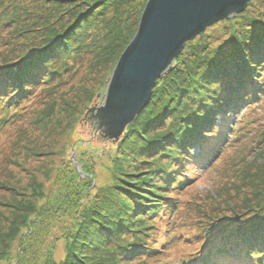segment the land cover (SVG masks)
<instances>
[{
  "label": "trees",
  "instance_id": "obj_1",
  "mask_svg": "<svg viewBox=\"0 0 264 264\" xmlns=\"http://www.w3.org/2000/svg\"><path fill=\"white\" fill-rule=\"evenodd\" d=\"M37 1L29 5L9 0L8 7L0 11V26L13 27L5 42L8 39L23 48L12 58L0 57V134L23 122L36 103L40 85L48 86L64 74L71 55L86 48L81 46V35L90 33L85 31L87 26H99L98 12L103 13L108 2L59 0L60 5L52 6L49 0H40L48 1L39 6L43 12ZM62 1L67 8L61 9ZM146 1L133 0L132 14L141 15ZM115 3L111 1L110 7ZM97 4L99 8L95 9ZM86 7L91 8L85 10ZM262 22V17L254 22L252 17L236 16V26L232 24L231 30L223 26L228 37L217 47L211 46V38L199 37L157 80L147 105L117 142L97 138L95 132H84L92 144L98 141L100 152L118 149L117 158L135 170L123 172L119 162L120 166H113L108 173V183L97 185V174L91 167L94 160L83 159L85 174L90 178H85L86 184L78 177L70 179L68 186H74L71 190L77 187L73 193H81V201L87 202L80 201L79 206L73 200L65 202L74 209L70 210L69 226L57 230L61 237L54 235L48 240L53 221L36 224L45 219L48 210L62 208L58 203L38 208L27 204L17 212L22 216L13 215L8 231L0 236V244L3 239H14V233L25 228L27 238L33 234L39 237L35 253L27 247L24 251L35 256V264H152L155 258L159 260L158 254L168 258L176 253L180 254L176 264H264L263 201L244 198V204L229 209L221 204L215 213L208 214L203 209L193 211L191 202L184 203L179 198L192 179L185 178V171L200 163L198 166H205L204 172H215L225 153L233 149L231 145L251 142L261 133V128L252 133L257 127L251 116L264 104ZM117 37L110 52L112 58L128 42L124 40L125 45L118 47L123 38ZM259 75L263 80H257ZM239 110H243V117L230 127L224 117ZM219 114L221 130L215 126ZM166 120L170 122L164 128ZM228 129H232L233 136L227 142ZM193 148L198 149L196 155L190 154ZM235 158L239 163L240 156ZM132 161L136 162L131 165ZM118 181L131 189L120 186ZM184 212L190 213V225L179 223ZM201 214L197 222L194 216ZM30 216L36 217L35 223H28ZM193 224L195 230H188ZM168 233L169 238H164ZM59 240L63 241L60 259L55 252ZM0 246L4 248L0 250L1 263L12 252V244L8 240Z\"/></svg>",
  "mask_w": 264,
  "mask_h": 264
},
{
  "label": "rangeland",
  "instance_id": "obj_2",
  "mask_svg": "<svg viewBox=\"0 0 264 264\" xmlns=\"http://www.w3.org/2000/svg\"><path fill=\"white\" fill-rule=\"evenodd\" d=\"M8 1L0 0V11L8 7ZM16 1L18 4L29 5L33 2V0H11L12 4ZM49 1L53 3L52 6L60 5V3L58 4L59 0ZM111 1L114 0H108V2L106 0L105 11L101 13L99 10L98 12L99 17L96 18V21L98 20L99 26L89 25L85 31L91 30L90 33L81 35V46L86 45V48L71 55L72 59L69 60L66 66L68 70L48 86L41 84L31 113L23 122L7 127L4 133L0 134V236L8 231L13 215L20 214L17 213L19 208H23L27 204L38 208L44 204L58 203L62 208L48 210L47 213H44L46 216L44 220H37L36 217L30 216L28 223L29 221L35 223L36 220L38 221L36 224L39 225L45 222L46 224L54 222L55 226L53 224L48 240H52L54 235L61 237L57 230L69 226L71 222L70 210L74 209V206L65 205V202L73 200L78 202L77 205L79 206L82 198L80 197L81 193H73L77 191V187L71 190L74 186L68 185L72 179H77V177L79 182L83 181L84 183L85 178H90L89 175L85 174L84 163H81L83 159L94 160L91 167L97 174V185L108 183V179L106 181L108 173L114 168L113 166L118 164L120 166V163L123 165V172L135 170L117 158L120 156L118 149L113 148L107 152H100V148L97 147L99 145L97 144L98 141L92 144L83 135L84 132L90 131L89 134L95 132L97 138H102L92 127L93 116L89 110L104 104L108 81L118 58L125 49L123 48L122 51L117 50L118 52L112 58L110 52L116 42L113 41L114 38L122 35L121 38L123 39L118 41L117 46L123 47L125 45L124 40L128 41L127 46L137 30L140 18V15L137 17L135 12L132 14L135 7L133 0H128V2L127 0H115L117 3H115V7L113 5L110 7ZM37 2L39 7L47 4L48 1L42 3L38 0ZM65 7L67 8L68 5L66 6L62 1L61 9ZM39 8L45 12L44 8ZM90 8L86 7L85 10ZM98 8L99 5H95V9ZM113 8L115 9L113 10ZM238 15L252 17L254 22L262 17V23H264V0H250L243 12L216 22L206 28L201 35L186 42L180 53L173 59L171 67L180 54L190 50L193 42L201 36L211 38L212 47H217L218 44L226 41L229 32L226 34L223 26L230 29ZM229 20L232 23H229ZM12 28L8 25L3 28L0 26V57L2 59L5 58V55H7L6 58L9 55L12 58L14 52L19 55L23 50L16 43H10L11 40L7 39L5 42L8 37L7 34ZM241 33L239 32V34ZM121 42H124L123 45H120ZM257 80H263V78L259 75ZM260 105L261 107H258L251 116L257 127L252 133H257L258 128H261L260 135L258 134L251 142L240 144L239 141V144L231 145L234 146L233 149L225 153L222 165L215 172H204L205 166H198L200 164L198 163L192 167L195 169L183 173L185 178L192 177V179L181 190L183 195H180L179 198L184 203L191 202L189 206L193 208V211L197 209V212H200V209H203L204 212L212 214L215 213L216 206L223 204L225 209L235 208L239 204H244V198H249L250 201L259 200L264 202V104ZM241 117H243V110H239L235 115H227L223 120L231 127ZM220 120L221 115L219 114L215 120V126L218 130L222 129ZM169 122V120L165 121L164 128H167ZM231 130L228 129L225 132L227 142L233 136ZM197 153V148L190 151V154L193 155ZM235 156H240L239 163H236L238 158H235ZM135 162L132 161L131 165ZM230 164L232 165L230 166ZM137 168L141 167L137 165ZM122 178L126 179L123 176ZM118 182L120 186L131 189L123 181ZM146 189L149 190V188ZM91 193H93L92 188ZM60 199H62V202H59ZM83 202H87V199H83L81 204ZM195 204H197V208H195ZM62 213L65 215L62 216ZM189 215L190 213L184 212L179 223L187 222L190 225L192 219L189 218ZM201 216L203 214L195 215L194 219L198 222ZM170 225L171 223L167 227ZM187 229L194 231V224L192 227H187ZM26 231L25 228H21L15 234L13 230L14 239H3V244L0 245H4V242L9 240L12 244V252L5 259L6 261L0 264H35V256L27 255L24 251L27 247V250L35 253L39 248L37 247L39 237L33 234L31 238H27L28 233ZM13 233L8 232L10 235ZM164 238H169V233ZM199 238L202 239V236ZM54 243L56 244V242ZM62 247L63 241L59 240L56 244L57 250H55L59 259L63 254ZM2 249L4 250L0 246V250ZM157 256L160 257L159 260L155 258L152 264H176L180 254L168 255V258L160 254Z\"/></svg>",
  "mask_w": 264,
  "mask_h": 264
},
{
  "label": "water",
  "instance_id": "obj_3",
  "mask_svg": "<svg viewBox=\"0 0 264 264\" xmlns=\"http://www.w3.org/2000/svg\"><path fill=\"white\" fill-rule=\"evenodd\" d=\"M249 1L147 0L137 30L108 81L104 104L89 110L94 130L102 139L117 142L185 43L216 22L243 12Z\"/></svg>",
  "mask_w": 264,
  "mask_h": 264
}]
</instances>
